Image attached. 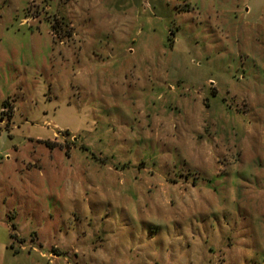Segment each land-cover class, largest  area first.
Segmentation results:
<instances>
[{
  "label": "rangeland",
  "instance_id": "374dc122",
  "mask_svg": "<svg viewBox=\"0 0 264 264\" xmlns=\"http://www.w3.org/2000/svg\"><path fill=\"white\" fill-rule=\"evenodd\" d=\"M0 264H264V0H0Z\"/></svg>",
  "mask_w": 264,
  "mask_h": 264
},
{
  "label": "crops",
  "instance_id": "0c3cea01",
  "mask_svg": "<svg viewBox=\"0 0 264 264\" xmlns=\"http://www.w3.org/2000/svg\"><path fill=\"white\" fill-rule=\"evenodd\" d=\"M215 94V93H214Z\"/></svg>",
  "mask_w": 264,
  "mask_h": 264
}]
</instances>
